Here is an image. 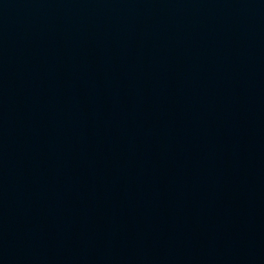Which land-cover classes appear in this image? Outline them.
<instances>
[{
  "label": "water",
  "instance_id": "95a60500",
  "mask_svg": "<svg viewBox=\"0 0 264 264\" xmlns=\"http://www.w3.org/2000/svg\"><path fill=\"white\" fill-rule=\"evenodd\" d=\"M0 264H264V0H0Z\"/></svg>",
  "mask_w": 264,
  "mask_h": 264
}]
</instances>
